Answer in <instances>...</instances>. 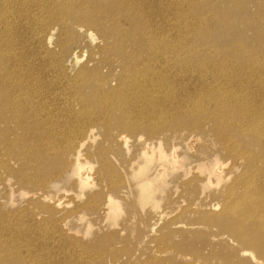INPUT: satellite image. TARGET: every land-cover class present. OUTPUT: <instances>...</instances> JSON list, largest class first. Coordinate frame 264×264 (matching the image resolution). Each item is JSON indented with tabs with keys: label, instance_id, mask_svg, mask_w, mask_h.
<instances>
[{
	"label": "rangeland",
	"instance_id": "1",
	"mask_svg": "<svg viewBox=\"0 0 264 264\" xmlns=\"http://www.w3.org/2000/svg\"><path fill=\"white\" fill-rule=\"evenodd\" d=\"M0 257L264 264V0H0Z\"/></svg>",
	"mask_w": 264,
	"mask_h": 264
},
{
	"label": "bare ground",
	"instance_id": "2",
	"mask_svg": "<svg viewBox=\"0 0 264 264\" xmlns=\"http://www.w3.org/2000/svg\"><path fill=\"white\" fill-rule=\"evenodd\" d=\"M91 6H94V5H91ZM70 9V13H71V17L70 18H73V19H76V15L73 13V8H69ZM81 21H83L84 23H86V24H96V22H93V20H91L89 17L88 18H82L81 19ZM116 116H117V113L115 114V118H116ZM114 118V119H115ZM106 120L108 121V118H106ZM110 123V122H109ZM109 123H107V122H102V124L104 125V126H108L109 125ZM115 124L117 125V126H120V123H118L117 121H115ZM110 126V125H109ZM223 141L225 142V145H227L228 144V141H227V139L226 138H223ZM227 147V146H226ZM76 168H77V171L79 172V177H80V180H81V182H82V184L83 185H85V183H86V178L85 177H83L81 174H80V171H81V166L80 165H76ZM143 198H145V196H143ZM5 257H0V259H2V261H3V259H4Z\"/></svg>",
	"mask_w": 264,
	"mask_h": 264
}]
</instances>
